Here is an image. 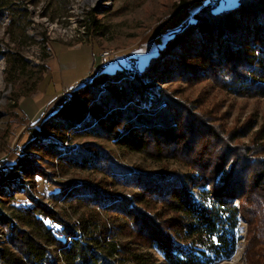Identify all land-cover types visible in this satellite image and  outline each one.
Returning a JSON list of instances; mask_svg holds the SVG:
<instances>
[{
  "label": "trees",
  "instance_id": "obj_1",
  "mask_svg": "<svg viewBox=\"0 0 264 264\" xmlns=\"http://www.w3.org/2000/svg\"><path fill=\"white\" fill-rule=\"evenodd\" d=\"M28 13L22 0H0V18L6 14L20 34L29 23ZM2 54L19 70L27 66L16 52ZM137 60L130 59V68H99L67 88L68 99H55L53 110L32 124V137L14 164L0 169V195L12 183L24 186L25 218L36 226L33 233L20 228L12 232L13 248L0 247V264H157L151 248L161 252L166 264H212L233 256L241 239L240 218L246 219L234 201L241 202L247 192L248 172L246 178L260 196L257 206L264 205V158L221 146L205 117L190 111L193 103H182L169 85L212 79L240 96L264 95V0H236L221 9L217 2L199 7L140 67L133 65ZM82 137L112 140L156 158L170 150L194 149L195 141L204 144L186 163L197 166L191 173L143 171L120 164L99 143L71 144ZM42 161L95 169L135 193L132 198L111 196L90 179L56 183L60 198L85 209L78 222L65 221L28 192L37 176L48 177ZM101 210L121 214L124 221L109 225ZM162 214L164 221L158 218ZM248 214L253 220L258 216ZM260 217L264 221V212ZM48 220L57 224V232L47 226ZM259 225L255 236L260 239L264 224L259 220ZM120 232L124 241L118 239ZM255 256L264 258V253Z\"/></svg>",
  "mask_w": 264,
  "mask_h": 264
},
{
  "label": "rangeland",
  "instance_id": "obj_2",
  "mask_svg": "<svg viewBox=\"0 0 264 264\" xmlns=\"http://www.w3.org/2000/svg\"><path fill=\"white\" fill-rule=\"evenodd\" d=\"M22 1L29 10L27 16L29 23L24 27L23 34L18 33L17 26L10 25V19L6 14L0 18V169L14 164L24 144L32 137L30 129L32 124L44 112L53 110L55 99L58 97L68 99L67 88L72 82L77 78L78 82L86 79L88 72L95 69L92 64L94 52L102 60L100 68L105 70L112 71L119 66L130 68V59H138L133 65L140 67L176 27L192 19L199 7L217 2V9H221L236 2V0ZM92 19L94 24H91ZM81 44L90 47L73 48ZM2 52H16L24 57L27 66L22 70L13 67L8 63V59L3 57ZM105 52H108V55L105 56ZM49 87L52 91L47 94L56 92L58 95L52 97L46 108H39L40 104L37 101L45 95ZM169 89L175 90L176 98L182 103H193V107L188 104L190 111L205 117V121L216 130L221 146L226 144L236 147L241 156L245 154L250 158H264V95L240 96L218 87L212 79L186 86L183 83H172ZM48 96L51 95L46 97ZM34 103L39 106H35ZM86 141L101 144L110 151L116 161L127 167L143 171L176 170L179 173H191L193 169H197L196 165L190 167L186 163L188 159L197 155L196 151L204 144L201 140L195 141L192 146H195L194 149L184 153H172L170 150L167 152L169 155L164 153L168 156L163 155L162 158L143 154L117 145L112 140L97 137L74 138L71 144L78 145ZM65 145L68 147L69 143ZM41 166L48 177L37 176L35 186L32 188L29 184L31 189L29 188L28 192L53 211L60 213L63 220L71 223L78 222L85 209L72 201L60 198L56 183L71 180L83 182L90 179L95 183L99 182L104 192L111 196L132 198L135 193L134 188L123 186L110 177H104L103 173L95 169L74 170L69 166H60L57 162L46 164L43 161ZM229 168L230 166H227L224 171L227 172ZM255 170L256 167L251 172ZM247 173L245 172L246 176ZM246 176L244 181L247 183V192L242 196L241 202L234 201L238 206L241 204L240 209L246 213V219L245 216H241L238 224L241 239L230 259L215 261L212 264H264L263 257L255 256L256 253H264L263 232L260 239L255 236L260 230L259 220L264 224L260 219L264 205L257 206L260 196L257 194L256 197L257 190L251 188L250 178L249 182ZM21 179L25 181V178ZM23 187L19 183H12L5 186L1 192L7 195H0L1 248L6 246L13 248L9 239L12 232L19 228L29 233L35 232L34 222L28 221L23 211V205L28 203ZM194 192L198 193L199 190ZM9 194L12 197H8ZM156 209L158 208L153 210ZM252 212H258L255 220L248 214ZM115 215L100 211L101 218L107 220L109 225L124 221L121 214ZM158 218L165 220L163 214ZM45 223L50 226L52 232H57L55 228L57 224L49 220ZM120 233L118 239L124 241L125 238H122L123 234ZM253 250H256L254 254ZM150 251L157 259V264H166L159 250L151 248Z\"/></svg>",
  "mask_w": 264,
  "mask_h": 264
},
{
  "label": "crops",
  "instance_id": "obj_3",
  "mask_svg": "<svg viewBox=\"0 0 264 264\" xmlns=\"http://www.w3.org/2000/svg\"><path fill=\"white\" fill-rule=\"evenodd\" d=\"M83 46H86V47H90V46H88V45H84V44H81V45H78V46H75V47H73V48H77V49H79V48H81V47H83ZM95 53V52H94ZM92 54V59H93V62H92V64L94 65L93 67H95V69L94 70H90V72H88V74H87V76L85 77V78H88V77H90L91 75H93L99 68H100V65H101V62H102V60L98 57V55H97V53H95V54ZM78 79V78H77ZM75 80L74 82H72V85H74V84H76L77 82H78V80ZM80 80V79H79ZM71 85V84H70ZM71 85V86H72ZM70 86V87H71ZM50 91H52V88H48V91L45 93V95L43 96V97H41L37 102L40 104V107L39 108H43V107H45L46 108V105L53 99L52 97L53 96H57L58 94H56V92H54V93H49V94H47L48 92H50ZM47 95H51V96H48V98L46 97ZM39 104H37V103H34V105L35 106H39ZM40 110V109H39Z\"/></svg>",
  "mask_w": 264,
  "mask_h": 264
},
{
  "label": "built area",
  "instance_id": "obj_4",
  "mask_svg": "<svg viewBox=\"0 0 264 264\" xmlns=\"http://www.w3.org/2000/svg\"><path fill=\"white\" fill-rule=\"evenodd\" d=\"M104 55H105V56L108 55V52H105Z\"/></svg>",
  "mask_w": 264,
  "mask_h": 264
}]
</instances>
